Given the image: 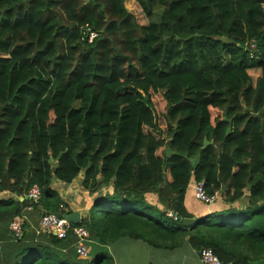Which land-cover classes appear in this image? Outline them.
<instances>
[{
	"label": "trees",
	"instance_id": "16d2710c",
	"mask_svg": "<svg viewBox=\"0 0 264 264\" xmlns=\"http://www.w3.org/2000/svg\"><path fill=\"white\" fill-rule=\"evenodd\" d=\"M82 175L92 194L99 177L113 189L76 225L92 257L73 231L24 234L0 264H114L104 246L122 238L263 260L264 0H0V181L16 197L0 201V235L34 184L42 218L67 205L52 181ZM202 180L247 206L185 225Z\"/></svg>",
	"mask_w": 264,
	"mask_h": 264
},
{
	"label": "crops",
	"instance_id": "0c3cea01",
	"mask_svg": "<svg viewBox=\"0 0 264 264\" xmlns=\"http://www.w3.org/2000/svg\"><path fill=\"white\" fill-rule=\"evenodd\" d=\"M98 180L101 188L97 193L98 196L100 195L98 198H101L104 196L101 195V189L106 185L101 181L100 177ZM82 181L83 176L71 184H65L56 179L52 181V187L60 192L63 201L67 204L64 206L62 213H79L81 220L89 215L94 199H97V193L92 194L90 189L83 186ZM108 187L111 189L110 186ZM11 197L16 198L14 194L3 191L0 201ZM148 200H151V202H154L158 204L160 208H163V205L157 203V195L148 194ZM247 203L248 197L246 196L241 199L240 202H237V204H229L226 200L217 199L215 202L208 205L199 201L194 194L193 188H190L185 195L181 207L186 209L189 214L193 215L189 217L197 221L202 215H209L220 210L225 211L231 205L242 208L247 206ZM28 219V225L24 231L25 235H23L29 239L37 238V234H40L38 233V229L40 228L41 214L39 212L31 211L28 213ZM10 223L8 226V232L0 235V263L6 262L10 254H13L15 251L12 247L15 246L16 242L14 241L17 239H14L10 233ZM104 247L110 248V254L114 258V264H202L199 256L200 249L194 247L193 244L189 242L188 238L186 241H183L180 246H176L175 248L155 247L143 240H134L130 238L119 239L118 241ZM256 264H264V259L258 261Z\"/></svg>",
	"mask_w": 264,
	"mask_h": 264
},
{
	"label": "built area",
	"instance_id": "2783aa9c",
	"mask_svg": "<svg viewBox=\"0 0 264 264\" xmlns=\"http://www.w3.org/2000/svg\"><path fill=\"white\" fill-rule=\"evenodd\" d=\"M98 36L97 32H90V39L93 40ZM255 48V46H253ZM193 191L196 198L208 205L218 199V194L210 195L204 180L197 181L193 184ZM3 195L2 184L0 181V199ZM42 196L41 187L34 184L23 199H27V204L22 213L15 215L10 223V233L14 239L23 236L26 224L28 222V213L34 210L35 204L40 201ZM168 215L175 220H179L178 214L169 211ZM73 231L76 236L74 247L80 258H89L91 252V238L89 230L84 226H76L66 218H59L55 213H47L40 220L38 233L52 234L59 239L68 237L69 232ZM200 261L202 264H224L220 257L211 248H202L199 250Z\"/></svg>",
	"mask_w": 264,
	"mask_h": 264
},
{
	"label": "water",
	"instance_id": "95a60500",
	"mask_svg": "<svg viewBox=\"0 0 264 264\" xmlns=\"http://www.w3.org/2000/svg\"><path fill=\"white\" fill-rule=\"evenodd\" d=\"M107 22L108 24L111 22V20L109 18H107ZM107 24V26H108ZM107 26L106 28L104 29L105 31H107ZM208 141L205 140V146L208 145ZM59 218H66L68 219L70 222H72L74 225H77L79 224V222L81 221V216L79 215V213H76V212H65V213H62V212H56L55 213ZM196 220L193 219V218H185L183 219V223L185 225H190L191 223H194Z\"/></svg>",
	"mask_w": 264,
	"mask_h": 264
},
{
	"label": "rangeland",
	"instance_id": "374dc122",
	"mask_svg": "<svg viewBox=\"0 0 264 264\" xmlns=\"http://www.w3.org/2000/svg\"><path fill=\"white\" fill-rule=\"evenodd\" d=\"M133 1H134V0H125V4H126V6H127L128 9H131L132 4H133ZM159 17H160V15L158 14V18H159ZM156 18H157V16H156ZM222 56L224 57L225 61L228 60V56H227L226 53H222ZM77 107H79V105H77ZM82 176H83V175H82ZM112 191H113V189H112V188L110 189V188L108 187V185H107V186H103V188L101 189V195L103 196V195H105L106 193L110 194V193H112ZM96 197L98 198V197H100V195L98 196V193H97ZM94 200H95V199H94ZM213 214H215L214 216H221V217H227V216H228L227 213H222V214H220V212H215V213H213ZM212 219H213V217H212ZM105 249L111 253L109 247H106ZM91 257H92V254L90 255V258H91Z\"/></svg>",
	"mask_w": 264,
	"mask_h": 264
},
{
	"label": "clouds",
	"instance_id": "9594fccd",
	"mask_svg": "<svg viewBox=\"0 0 264 264\" xmlns=\"http://www.w3.org/2000/svg\"><path fill=\"white\" fill-rule=\"evenodd\" d=\"M197 182V181H196ZM191 188H193V185L191 186ZM204 203V202H203ZM206 204V203H205ZM91 246V245H90Z\"/></svg>",
	"mask_w": 264,
	"mask_h": 264
}]
</instances>
